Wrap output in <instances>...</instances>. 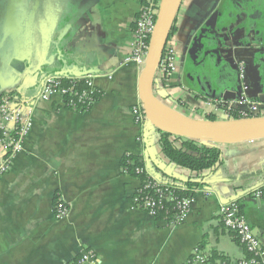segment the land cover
Masks as SVG:
<instances>
[{
	"label": "crops",
	"instance_id": "crops-1",
	"mask_svg": "<svg viewBox=\"0 0 264 264\" xmlns=\"http://www.w3.org/2000/svg\"><path fill=\"white\" fill-rule=\"evenodd\" d=\"M139 3L0 0V94L33 103L23 151L0 175V264H72L85 250L95 252L94 264H183L195 248L241 259L242 246L218 216L231 200L264 244V200L251 195L264 185V139L221 142L223 165L201 178L215 194H196L179 226L131 205L139 181L122 175L125 154L162 183L193 176L168 163L158 132L135 125L130 113L140 103L142 69L122 62ZM173 28L167 45L177 69L153 82L165 109L193 119L215 115L208 100L241 93L238 58L247 65L249 97L264 104V0H182ZM49 76H91L101 98L81 114L60 98L41 101ZM57 197L69 210L61 220L53 216Z\"/></svg>",
	"mask_w": 264,
	"mask_h": 264
},
{
	"label": "built area",
	"instance_id": "built-area-1",
	"mask_svg": "<svg viewBox=\"0 0 264 264\" xmlns=\"http://www.w3.org/2000/svg\"><path fill=\"white\" fill-rule=\"evenodd\" d=\"M139 10L132 26V40L128 54L124 57L122 64L142 69L146 60L150 38L154 30L160 0H139ZM177 59L174 50L166 44L163 58L157 67L156 79L163 80L164 74L169 77L176 69ZM238 76L241 81L245 79V68L243 62L237 64ZM68 80L69 84H63ZM84 81L87 89L77 91L75 83ZM95 88L91 83V76L82 78H63L49 76L42 80L37 99L49 102L54 98H60L63 106L69 110H76L78 105L91 104L88 94ZM247 88L243 86L241 93L235 94L233 98H223L208 104L215 113H219L218 120H245L249 118L264 117V104L253 100L246 93ZM33 103L30 100H17L10 94H0V175L5 174L11 159L23 151L24 143L32 128ZM143 110L140 103L131 107L130 113L133 122L137 126H145ZM140 142L141 138H137ZM137 172L145 173L146 178L139 185L132 197L131 205L145 212L155 219L156 212L163 208V200L175 202L176 216L169 222L172 227L179 226L186 222L191 213L196 194L212 196L215 194L214 187L198 188L193 190L191 196H175V192L184 191L182 183H176L174 187L162 183L148 175L144 168L137 169ZM202 182V181H201ZM254 199L264 200V185H261L251 192ZM68 207L60 197L54 200L53 216L56 220L67 217ZM218 216L224 230L232 234L236 241L242 246L245 256L241 259H224L212 262L209 255L204 254L195 248L190 257L183 264H264V244L257 237V233L246 217L241 213L237 200L222 203L218 207ZM97 256L93 250L82 251L74 264H94Z\"/></svg>",
	"mask_w": 264,
	"mask_h": 264
},
{
	"label": "water",
	"instance_id": "water-1",
	"mask_svg": "<svg viewBox=\"0 0 264 264\" xmlns=\"http://www.w3.org/2000/svg\"><path fill=\"white\" fill-rule=\"evenodd\" d=\"M181 3L182 0H160L146 60L138 82L139 100L146 119L145 126L153 128L157 132L167 133L172 136L204 141L213 140L219 143L249 139H264V117L249 118L245 120L216 121L193 119L175 114L165 109L162 104L156 100L153 93L154 78L156 77L157 67L161 61ZM229 97L230 98L223 97V99L229 100L232 98V96ZM155 105L168 111L170 116H165L157 112ZM228 135H242V138L230 140L226 138ZM183 182L184 181H181L182 184ZM201 183L204 186H208V188H211L213 185L209 182ZM255 231L257 237L260 239L258 229H255Z\"/></svg>",
	"mask_w": 264,
	"mask_h": 264
},
{
	"label": "trees",
	"instance_id": "trees-1",
	"mask_svg": "<svg viewBox=\"0 0 264 264\" xmlns=\"http://www.w3.org/2000/svg\"><path fill=\"white\" fill-rule=\"evenodd\" d=\"M173 29L174 28L172 27L170 35L173 34ZM167 78V74H164L163 81H165ZM63 84H69L68 80H63ZM75 89L81 92L82 90L87 89V85L81 80L75 83ZM88 97L91 104H79L74 112L80 114L89 112L93 104H95L101 98V92L98 89H94L90 94H88ZM204 120L216 121L218 119L213 114H207ZM158 136V147L162 157L168 163L185 169L193 175L188 180L183 182L184 191L175 192V196H191L193 190L204 186L200 182L204 172L213 171L223 165L222 145L217 141H204L199 139L178 137L162 132H158ZM139 168H144V164L138 157L131 154H125L123 156L120 163L122 175L132 177L137 179L139 182H142L145 180L146 175L145 173L137 172V169ZM145 170L147 171V169H144V171ZM170 184L175 185L176 183L171 182ZM130 202H132V198L130 199ZM237 203L241 213L243 214L239 201H237ZM162 205L163 208L157 210L155 219L165 221L169 224V222L176 216V211L174 209L175 202L163 200ZM209 257L210 261L214 263L226 259L215 254L209 255ZM76 259L72 264L75 263Z\"/></svg>",
	"mask_w": 264,
	"mask_h": 264
},
{
	"label": "flooded vegetation",
	"instance_id": "flooded-vegetation-1",
	"mask_svg": "<svg viewBox=\"0 0 264 264\" xmlns=\"http://www.w3.org/2000/svg\"><path fill=\"white\" fill-rule=\"evenodd\" d=\"M238 62H243L244 63V68H245V71H244V74H245V79L243 80V81H241L240 80V82L242 83V88H243V86L244 87H246L247 88V90H246V93L247 94H249V92L251 91V84H249V81H248V78H247V65H246V62L244 61V59H242V58H238V60H237V62H236V64H235V69H236V72H237V74H238V70H237V64H238ZM239 77V76H238ZM242 88H241V91H242ZM231 96V95H230ZM235 96V95H234ZM228 98H230L229 97V95L227 96ZM232 98H233V95H232ZM252 98V97H251ZM217 100H219V99H215V100H208V104H210V103H213L214 101H217ZM256 101V100H255ZM260 104H263V103H260Z\"/></svg>",
	"mask_w": 264,
	"mask_h": 264
},
{
	"label": "bare ground",
	"instance_id": "bare-ground-1",
	"mask_svg": "<svg viewBox=\"0 0 264 264\" xmlns=\"http://www.w3.org/2000/svg\"><path fill=\"white\" fill-rule=\"evenodd\" d=\"M155 109L157 112L161 113L162 115H165V116H170V113L168 111H166L165 109L161 108L160 106L158 105H155ZM143 113V117H144V121L146 122V119H145V116H144V112ZM226 138H229V139H239V138H242V135H228ZM168 186L170 187H174V185L170 184V183H166ZM136 191V190H135ZM135 194V192H134ZM133 194V195H134Z\"/></svg>",
	"mask_w": 264,
	"mask_h": 264
},
{
	"label": "rangeland",
	"instance_id": "rangeland-1",
	"mask_svg": "<svg viewBox=\"0 0 264 264\" xmlns=\"http://www.w3.org/2000/svg\"><path fill=\"white\" fill-rule=\"evenodd\" d=\"M215 116H216V117H220L219 113H215ZM220 119H221V118H220ZM220 119H219V120H220ZM222 120H224V119H222ZM228 139H229V138H228ZM230 140H234V139H230Z\"/></svg>",
	"mask_w": 264,
	"mask_h": 264
}]
</instances>
